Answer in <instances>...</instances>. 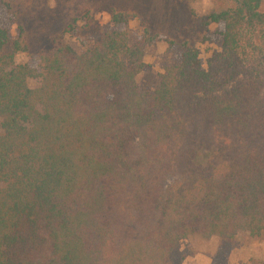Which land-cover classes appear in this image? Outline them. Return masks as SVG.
Wrapping results in <instances>:
<instances>
[{
    "label": "trees",
    "instance_id": "obj_1",
    "mask_svg": "<svg viewBox=\"0 0 264 264\" xmlns=\"http://www.w3.org/2000/svg\"><path fill=\"white\" fill-rule=\"evenodd\" d=\"M225 1L196 21L222 26L221 51L204 67L180 42L152 92L136 79L158 36L130 44L128 11L110 6L80 54L64 36L90 13L73 15L24 64L23 31L0 27V264H173L191 237L264 240V12Z\"/></svg>",
    "mask_w": 264,
    "mask_h": 264
},
{
    "label": "rangeland",
    "instance_id": "obj_2",
    "mask_svg": "<svg viewBox=\"0 0 264 264\" xmlns=\"http://www.w3.org/2000/svg\"><path fill=\"white\" fill-rule=\"evenodd\" d=\"M68 0H0V27L6 29L12 39H17L20 30L28 42L30 53L17 56L16 63L29 62L31 56L46 52L55 36L60 35L70 23L74 13L61 8L68 6ZM225 0H81L76 5L77 15L89 11L90 19H80L77 31L66 34L64 41L77 54L85 47L98 43L103 32L111 29L108 9L128 11L129 42L136 43L149 28L151 35L158 36L145 50L146 69L137 76L141 90L152 92L158 84L164 67L170 65L180 52V42L187 40L199 53L204 67L212 53L220 52L222 26L211 24L207 28L198 27L196 21L218 10ZM74 5V2H70ZM260 10L264 12V0ZM173 13V19H171ZM91 22V25H88ZM179 36L181 39L179 40ZM165 38L175 40L169 46ZM177 41V42H176ZM264 69V66H263ZM29 86H35L29 81ZM173 264H264V240L240 236L231 243L222 244L219 239L208 240L191 237L180 243L172 255Z\"/></svg>",
    "mask_w": 264,
    "mask_h": 264
}]
</instances>
